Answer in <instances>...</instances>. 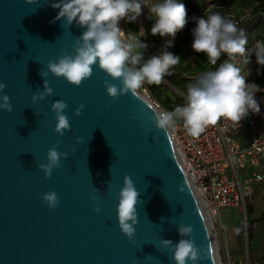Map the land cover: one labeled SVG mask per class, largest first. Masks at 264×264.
<instances>
[{
  "label": "water",
  "instance_id": "1",
  "mask_svg": "<svg viewBox=\"0 0 264 264\" xmlns=\"http://www.w3.org/2000/svg\"><path fill=\"white\" fill-rule=\"evenodd\" d=\"M54 2L0 0V81L6 84L0 95L9 96L13 109H0V264H175L173 247L161 240L175 244L181 238L201 250L195 264H222L213 223L180 163L170 130L157 129L152 120L159 111L140 92L112 101L104 80L120 82L98 65L80 86L50 72L41 76L49 61L73 54L75 39L85 30L55 20ZM45 79L52 95L43 100L37 95L33 102ZM55 100L68 105L64 112L71 129L63 136L54 131ZM81 103L85 107L78 116ZM54 145L68 157L62 156L61 166L47 178L38 165L48 162ZM125 175L142 201L131 240L117 216ZM52 191L59 197L54 209L42 199ZM180 225H190L192 233L180 237Z\"/></svg>",
  "mask_w": 264,
  "mask_h": 264
},
{
  "label": "clouds",
  "instance_id": "2",
  "mask_svg": "<svg viewBox=\"0 0 264 264\" xmlns=\"http://www.w3.org/2000/svg\"><path fill=\"white\" fill-rule=\"evenodd\" d=\"M28 2L31 3L32 0ZM51 6L59 9L55 20L63 18L66 26L75 22L85 30L75 39L73 54L63 53L56 61L48 62L47 71H41L43 78L50 72L56 77H64L74 86H80L92 76L93 67L98 65L112 81L120 82L117 85L108 79L104 80L108 96L115 101L129 91L133 96H138L145 83L160 84L181 59L171 51L164 50L145 61L143 50L148 45L141 40L146 35L144 28L141 27L139 32L126 33L119 27V22L123 19L135 21L146 6L149 19L155 20L151 34L174 38L188 22L186 6L180 0H159L151 4L148 0H57ZM192 35L193 51L205 54L210 65L216 66L222 55L226 54L227 59L215 70L202 73L194 83L188 85L183 105H177L173 111L155 112L152 120L157 129L165 131L175 127L178 120L182 121L186 133L190 137L199 138L209 126L216 125L221 118L240 125L250 112H260L255 93L262 89L255 82H247L248 67L246 72H242L240 65L248 66L254 53L257 64L264 66V42L257 41L250 50L247 47L246 30L238 27L231 17L210 9H205L204 16L196 18ZM167 44L171 46L172 41H167ZM5 87L6 84L0 81V93H3ZM52 93L53 89L45 79L44 90L34 94L32 100L35 102L37 95L43 100ZM0 100L3 101L0 109L8 112L13 110L7 94L0 95ZM67 107L63 100H55L51 104L56 114L54 131L60 136L71 129L64 112ZM84 107V103H81L75 109V114L81 115ZM79 141L80 138L77 137V143ZM62 156L67 159L68 153L59 152L55 145L48 149V162L38 165L45 177L50 178L53 169L61 166ZM94 190L98 192L97 189ZM91 198L96 199L95 196ZM42 199L49 208L54 209L59 205V197L55 191L42 194ZM140 202V193L130 176L125 175L124 186L119 192L117 216L119 227L129 240L133 238L134 225L138 223L136 206ZM94 210L99 212V206ZM177 231L180 237H186L193 229L190 225H180ZM161 243L165 247H173L172 259L175 264H187L188 261L195 264L201 259V250L197 249L191 239L181 238L175 244L171 240L162 239Z\"/></svg>",
  "mask_w": 264,
  "mask_h": 264
},
{
  "label": "built area",
  "instance_id": "3",
  "mask_svg": "<svg viewBox=\"0 0 264 264\" xmlns=\"http://www.w3.org/2000/svg\"><path fill=\"white\" fill-rule=\"evenodd\" d=\"M205 9L222 12L231 17L238 27L253 20L256 15L264 19V10L260 8L258 1L239 7L237 3L229 0H209ZM133 24L137 27L136 32L141 27L145 30L146 35L141 37L148 45L144 52L145 58L156 55L151 34L152 25L147 13L142 11ZM119 27L126 33L131 32L126 19L119 22ZM180 36H187L191 42L193 40L192 31L186 27L182 29ZM257 41L264 42V25L259 37L247 47L251 50ZM223 60L225 59L219 60L212 70ZM240 67L242 72H246L248 67L247 82H255L262 89L255 93L260 106L259 113L250 112L240 125L221 118L216 125L209 126L199 138L190 137L184 130L182 121H177L175 127L169 128L180 163L189 174L198 199L210 213L214 229L216 223L224 224L221 215L224 208L243 205L246 209V202L253 196L255 184H264V66L257 64L253 53L250 64ZM210 68L206 71H210ZM206 71L199 72L195 77L198 79ZM192 83L194 82L189 84ZM140 93L158 111H166L147 85H143ZM182 97L183 100L177 105L185 103V95ZM245 130L247 137L242 136ZM217 234L216 232V237ZM246 264L258 263H250L247 255Z\"/></svg>",
  "mask_w": 264,
  "mask_h": 264
},
{
  "label": "rangeland",
  "instance_id": "4",
  "mask_svg": "<svg viewBox=\"0 0 264 264\" xmlns=\"http://www.w3.org/2000/svg\"><path fill=\"white\" fill-rule=\"evenodd\" d=\"M237 3L236 0H229ZM143 2V0H142ZM159 0H148V3H156ZM182 2V0H180ZM242 5H239L241 7ZM149 16V10L145 6L143 10ZM151 25L155 23L154 19H150ZM133 24V21H132ZM128 25L131 31V23L128 21ZM152 27V26H151ZM182 30H180L177 34L180 36ZM132 32V31H131ZM171 40L172 44L169 46L167 41ZM153 43L155 54L159 55L162 51L167 50L171 51L175 55H178L181 59L180 61L170 69L168 75H166L160 84L166 83L168 84V79L173 75L189 76L196 73H199L201 70H208L209 63L207 61V57L203 53H196L193 51L191 47L190 40L187 36L177 35L173 38L170 36L161 37L159 34L153 36ZM203 68V69H202ZM159 84V85H160ZM147 87L151 90L152 94L155 98H157L161 103L163 108L168 111H173L175 106H172V101L175 98L182 97L186 94V90L188 84L186 82H182L181 85H169V86H155L151 87L147 83ZM141 92V89L139 90ZM172 106V107H171ZM171 107V108H170ZM179 121V120H178ZM247 204H251L253 206V213L250 218H254L255 220L260 217L261 213L264 210V184H255L253 196L247 200L246 209L243 205L241 206H228L223 209L221 215L223 216V225L215 224V229L218 238V248L221 257L222 264L227 263V256L224 253L222 238L226 237L227 233H231L234 236H239L241 239V245L244 247L245 253L249 249V245H252V239L249 242L248 239V230L247 227ZM259 227H264V221H256L254 224V230Z\"/></svg>",
  "mask_w": 264,
  "mask_h": 264
},
{
  "label": "trees",
  "instance_id": "5",
  "mask_svg": "<svg viewBox=\"0 0 264 264\" xmlns=\"http://www.w3.org/2000/svg\"><path fill=\"white\" fill-rule=\"evenodd\" d=\"M252 1H258L260 4V8L264 10V0H249L246 1V4L248 2ZM182 3L185 4L186 9H187V14H188V22L186 24V28H188L189 31H192V29L196 26V18H200L204 16L203 11L209 4V0H182ZM222 15H224L222 12H219ZM225 16V15H224ZM264 25V19L260 15H256L253 20L245 23L242 25L240 28L246 30V33L248 35V45L257 37H259L260 32L262 30V27ZM184 27V28H185ZM179 32V31H178ZM177 32V33H178ZM247 45V46H248ZM227 56L222 55L220 60L226 59ZM210 70L214 68V66L209 64ZM198 73L189 75V76H182L180 77L179 75H173L168 79V84L163 83V84H148L151 87H161V86H169V85H181L182 82H186V84H189L191 82H195L197 78L195 77ZM183 100V97H178L175 98L172 101V106H175ZM171 106V107H172ZM170 107V108H171ZM170 111V110H168ZM253 213V206L251 204H247V215H248V220H247V230H248V239L249 242L253 238L254 235V224L256 221H263L264 220V210L261 213L260 217H258L256 220L254 218H250L251 214ZM248 257H249V262L254 263L257 262L258 264H264V244L263 246L258 249V250H253L252 247L249 245L248 249Z\"/></svg>",
  "mask_w": 264,
  "mask_h": 264
},
{
  "label": "crops",
  "instance_id": "6",
  "mask_svg": "<svg viewBox=\"0 0 264 264\" xmlns=\"http://www.w3.org/2000/svg\"><path fill=\"white\" fill-rule=\"evenodd\" d=\"M236 1H237L238 5L243 6L246 4V1H249V0H236ZM129 23H131V31L136 32L137 27L134 24H132V22H129ZM176 35L178 37H180L178 34H176ZM190 43H191V41H190ZM145 50H143V57H144V60L146 61L147 59L144 56ZM141 63H143V61ZM201 71H203V70H201ZM242 136L247 137V131L246 130L242 133ZM260 222H262V221H260ZM221 241H222L224 253L227 256V263L228 264H246V257L248 255V250L245 253L244 247H242V245H241V239L239 238L238 235L234 236L231 233H227L226 237L222 238ZM263 244H264V227H259L258 229L256 228L254 230V235L252 238L251 247L253 250H258L263 246Z\"/></svg>",
  "mask_w": 264,
  "mask_h": 264
},
{
  "label": "bare ground",
  "instance_id": "7",
  "mask_svg": "<svg viewBox=\"0 0 264 264\" xmlns=\"http://www.w3.org/2000/svg\"><path fill=\"white\" fill-rule=\"evenodd\" d=\"M196 192H197V191H196ZM201 206L203 207V210H204L206 216L211 220V215H210V213L208 212V210H207L205 204H202V202H201ZM220 264H221V263H220Z\"/></svg>",
  "mask_w": 264,
  "mask_h": 264
}]
</instances>
